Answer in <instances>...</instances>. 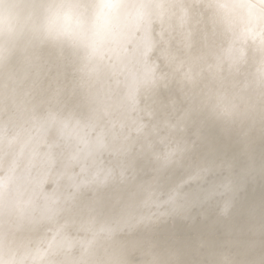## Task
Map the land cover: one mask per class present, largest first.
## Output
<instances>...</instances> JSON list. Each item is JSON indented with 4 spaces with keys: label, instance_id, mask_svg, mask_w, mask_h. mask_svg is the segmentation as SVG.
<instances>
[{
    "label": "clouds",
    "instance_id": "1",
    "mask_svg": "<svg viewBox=\"0 0 264 264\" xmlns=\"http://www.w3.org/2000/svg\"><path fill=\"white\" fill-rule=\"evenodd\" d=\"M43 58L84 97L117 85V96L149 101L163 89L192 111L253 126L264 123V0H0V264H182L176 250L135 239L164 217L125 230L122 205L107 213L94 203L111 186L39 217L43 146L28 109L7 105ZM146 158L158 173L181 165ZM26 201L35 222L20 218ZM211 264L240 261L225 249Z\"/></svg>",
    "mask_w": 264,
    "mask_h": 264
},
{
    "label": "bare ground",
    "instance_id": "2",
    "mask_svg": "<svg viewBox=\"0 0 264 264\" xmlns=\"http://www.w3.org/2000/svg\"><path fill=\"white\" fill-rule=\"evenodd\" d=\"M156 58L163 69L164 60ZM58 69L61 68L54 61L43 58L37 69L28 71L27 78L18 85L14 101H8L9 113H17L19 105L21 110L28 109L31 117H43L49 107L47 100L58 87L71 91L64 75L57 83ZM78 94L81 100L85 98ZM156 97L165 103L178 100V94L163 89ZM177 104L192 114L184 135L196 142L195 150L183 165L162 173L147 158L137 159L130 174L132 185L108 188L103 196L104 210L115 212L116 202L126 199L139 186H151L161 199H166L170 191L183 185L185 208L141 229L135 239L154 243L161 249L176 250L182 264H211V257L225 249L232 251L240 264H261L264 261V123L225 124L206 112ZM58 135V130L52 128L48 139L51 141ZM196 166H210L213 172L205 180L185 183ZM56 177L45 187L52 186ZM224 184L230 185L228 190H224ZM213 190L215 195L208 198ZM225 205L226 214L222 211Z\"/></svg>",
    "mask_w": 264,
    "mask_h": 264
},
{
    "label": "snow or ice",
    "instance_id": "3",
    "mask_svg": "<svg viewBox=\"0 0 264 264\" xmlns=\"http://www.w3.org/2000/svg\"><path fill=\"white\" fill-rule=\"evenodd\" d=\"M63 75V70L58 69L57 83ZM116 86H107L83 100L75 89L66 92L58 87L47 100L46 114L32 117L37 143L45 149L39 154L46 165L37 187L41 201L39 217L57 215L85 189L132 185L130 174L139 158L177 161L183 165L185 159L178 158V153L195 150L196 142L184 135L192 118L189 111L182 110L174 100L165 103L154 97L142 102L131 90L121 98L114 92ZM52 128L59 135L50 141L48 132ZM50 171H55L57 178L46 188ZM212 172L210 166H196L185 183L205 180ZM229 187L223 185L224 190ZM182 188L183 185L177 186L166 199H161L153 187H137L126 199L116 202L123 208L117 225L133 230L182 211L185 208ZM214 195L215 190L210 191L208 198ZM94 203L105 207L104 199ZM30 207L31 201H26L20 209V218L35 222L38 216H25ZM224 211H228L227 205ZM105 231L110 233L112 229L108 227Z\"/></svg>",
    "mask_w": 264,
    "mask_h": 264
}]
</instances>
